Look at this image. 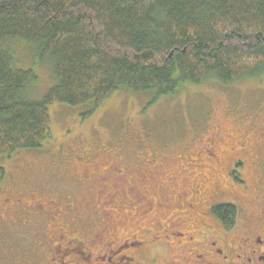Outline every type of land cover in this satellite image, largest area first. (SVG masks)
Listing matches in <instances>:
<instances>
[{
    "label": "rangeland",
    "instance_id": "rangeland-1",
    "mask_svg": "<svg viewBox=\"0 0 264 264\" xmlns=\"http://www.w3.org/2000/svg\"><path fill=\"white\" fill-rule=\"evenodd\" d=\"M31 45L2 47L14 67L35 70L25 97L40 100L58 79ZM91 108L51 105L53 138L0 156V264H99L109 252L114 262L127 254L136 264H192L191 248H209L208 224L237 245L247 231L252 240L264 235V73L184 84L155 102L124 89L87 115ZM12 190L25 199L7 221L3 199ZM223 202L240 207L230 229L209 215ZM189 233L199 244L187 246Z\"/></svg>",
    "mask_w": 264,
    "mask_h": 264
},
{
    "label": "trees",
    "instance_id": "trees-1",
    "mask_svg": "<svg viewBox=\"0 0 264 264\" xmlns=\"http://www.w3.org/2000/svg\"><path fill=\"white\" fill-rule=\"evenodd\" d=\"M16 39L51 60L58 82L40 100L25 97L35 70L2 47ZM262 73L264 0H0V156L52 139L55 103L91 102L90 115L124 89L155 102L184 84ZM213 213L229 229L237 218L229 203Z\"/></svg>",
    "mask_w": 264,
    "mask_h": 264
},
{
    "label": "flooded vegetation",
    "instance_id": "flooded-vegetation-1",
    "mask_svg": "<svg viewBox=\"0 0 264 264\" xmlns=\"http://www.w3.org/2000/svg\"><path fill=\"white\" fill-rule=\"evenodd\" d=\"M5 191H9V190H5ZM6 193H7V196L3 199V203L7 207H9V210L5 213V216H6L7 221H11L12 218L15 219L12 215V211L14 212V214H17L16 213L17 210L21 212L22 207H20L19 205L22 204L21 201H23V198L25 199V193L23 191H17V190H12L11 193H8V192ZM50 202L52 203L53 206L55 204L57 205V202L54 200H51ZM223 203H229L236 207L237 209L236 220H238V217L240 214L239 205L234 202H223ZM241 208L245 212L244 220L246 221L248 218H251V214L249 210L244 206H242ZM209 213H210L209 215H211L215 221L216 220L220 221L221 223L220 225L226 224L223 219H221L220 217H217L213 213V209H209ZM0 219H3L4 221V217L1 214H0ZM7 224L12 228L13 231H16V232L24 228L23 223L22 225H19V224H14L12 222H7ZM207 226L209 228L207 227V230H205V232L207 233V238L209 240L203 241L202 244H206L209 248H205L203 254L196 253L194 252L195 249L191 248V250L193 251V254H190L189 259L190 261H192V264H224V263L226 264H264V235H258L252 240L250 239L251 236L249 235V233L252 234V232L247 231L241 237L242 239L238 240L240 241V243L237 245L236 244L237 241L229 239L228 236L226 235L218 234L217 229L214 228L213 225L208 224ZM183 236H186V234L180 231V233L178 234V237H183ZM188 236H189L188 237L189 243L191 244L187 246H194L192 244H199V239L195 238L194 233H189ZM244 238L249 239V240L246 241ZM73 242H76L78 246H81L82 244H84V242L81 241L80 239H75L72 241V243ZM187 244H188V241H187ZM196 246H199V245H196ZM51 250L54 252L57 251L58 253L61 250V248L59 249L58 244H57ZM82 253L84 254L83 251ZM113 254L112 252L111 254L109 252V254L105 253L103 255H99L100 257V259L98 260L99 264H120V263L136 264L135 259L127 254L119 255L118 256L119 258H117L116 262H114L115 257ZM155 257H156L155 255H152L151 259L153 258L154 262H157V259ZM89 258L90 257L88 256L86 257V259L85 258L84 259L86 261H90ZM239 260H241V262H239ZM95 263L96 262H94V264Z\"/></svg>",
    "mask_w": 264,
    "mask_h": 264
}]
</instances>
